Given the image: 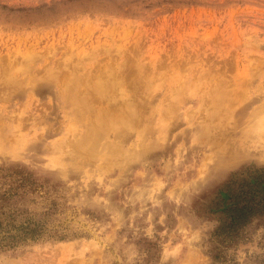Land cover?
Wrapping results in <instances>:
<instances>
[{
    "label": "rangeland",
    "instance_id": "374dc122",
    "mask_svg": "<svg viewBox=\"0 0 264 264\" xmlns=\"http://www.w3.org/2000/svg\"><path fill=\"white\" fill-rule=\"evenodd\" d=\"M17 42L63 80L105 62L115 85L87 102L116 126L80 147L53 83L0 98V264H264V211L234 221L264 201V151L242 137L264 121V0H0V57ZM214 87L237 94L218 106Z\"/></svg>",
    "mask_w": 264,
    "mask_h": 264
},
{
    "label": "bare ground",
    "instance_id": "6f19581e",
    "mask_svg": "<svg viewBox=\"0 0 264 264\" xmlns=\"http://www.w3.org/2000/svg\"><path fill=\"white\" fill-rule=\"evenodd\" d=\"M28 49H32V48L31 47L29 48V46L25 42L23 44H19L18 42L17 43H13L12 44V47H11L12 52L10 51V52L7 53V55H5L3 57H0V98H2V100L12 99V101H13V98L14 99L17 98V96H18L17 93H19L18 90H20V89L24 91L26 88H28V89L30 88L34 92V89H40L44 84L53 83L55 85L54 86V90L59 89L60 90V93L62 94V96L68 98L69 100L71 99L74 102V104H69L67 106L68 108L65 109L64 111L62 110L61 106H60V108L63 111V113L65 112V115L64 114L63 115L66 117V119H67L66 121H68V123H69L68 124L69 125V127H68L69 130H71V132L72 131H76L77 134L79 133V131H81L79 133V136H78V138H80V140L78 138H77L78 141L76 140L77 145L80 146V147L81 146H87V147L88 146H92L95 143V140L99 136V134L105 135V133H106V131H108V129H113L116 126V124H113L111 121H105L102 124L101 123L98 124L99 119L98 120L96 119L97 121L95 120L94 122L91 121V119L94 118V117L91 118V116H92L91 114L92 113L90 112V106H92V104L89 105V103L87 102L88 100H95L98 103H99L98 100H102L103 101V98L104 97L107 98L108 95H109V94H107V96H105L106 86H108L109 84L111 86H114L115 85V84H113L114 80H112L111 82L109 81V77L111 78L110 72H107V70H102V68H104V66H105V62L103 64H101L98 61V59H97V60H95L96 61L95 66H93L92 68H90V70H93V72H87V71L84 70V72L83 73L82 72L79 73L74 80H71V79L63 80L61 78H64L65 79L66 77H64V76H66V75H64L63 77H61L60 76L61 74L57 73L58 71L54 69L55 67H57V65L55 66V64H57V63L59 64V62L54 61V59H53L52 61H50V64H52V65H50V67H48V68L43 67V62H41V60H42L41 51L43 49H41V46H34L33 47V50L30 51L31 52L30 55L25 54V53L28 52L27 51ZM97 49H98V47L97 48L95 47L94 50H97ZM45 50H46V48H45ZM45 50H44V52H45ZM46 52L48 53V51H46ZM92 53H93V55L94 54H97L94 51ZM88 54H90V53H87L86 55H88ZM43 55H45V53ZM64 61L68 62L66 59H64ZM45 62H46V59H45ZM42 69H45V71L44 72H41ZM86 70H89V69H86ZM114 72L116 73L114 75V77L115 78H118L119 77V75H118L119 72L117 73L116 70ZM38 74H40V76ZM112 75H113V73H112ZM92 77H97L99 79H102V82L96 83V86L93 85L94 88H92L91 85H89V86H91V87H89L87 85V81L89 79H91ZM42 78H43V80H41ZM113 89H115V88L113 87ZM124 89H125V87H124ZM124 89H123V87H122V89L119 88V90H122V91L125 92ZM232 89H234V88H232ZM232 89H225V88L224 89H219L217 87H214V89H212L213 90V93L210 92V93L207 94L208 95V98L207 99L211 103L213 101H215V103L218 102L217 105L219 106V101L218 100H221L222 99L221 98L222 97L221 95L223 93H229L230 92V94H234V95L237 94V91L236 90L234 91ZM110 90H112V89H110ZM22 93L21 94L23 96H27V93H26V95H25V92H22ZM108 93H110V92L108 91ZM238 93H240V92H238ZM243 93L247 94V92H243ZM28 94H30V93H28ZM241 95H239V96H241ZM127 96L129 97L128 94L125 95L126 98H127ZM167 96H169V95H167ZM227 96H226V100L227 101L225 100V97H224V99H223L224 102H229L228 99H227ZM122 97H124V96H121L120 98H122ZM169 98H170V96H169ZM69 100H67V101H69ZM255 100H257V101L264 100V94H262L260 96H257V98H255ZM221 102H223V101L221 100ZM230 102H233V101H230ZM235 102H237L236 99H235ZM235 102L233 104L232 103L231 104L234 105ZM238 102H240V101H238ZM101 104L102 103H99V105H101ZM165 104H163V106ZM168 104H169V102H168ZM96 105H97V103H96ZM215 105L216 104H214L213 106H215ZM229 105H230V103L228 104V107H230ZM232 105H231V108H232ZM259 105L262 106L261 103ZM109 106H111V105H109ZM113 106L115 107L116 105H113ZM218 106H216V107H218ZM94 107H96V106H94ZM114 107H113V110L115 108L118 109V107H115V108ZM100 108H101V106H100ZM109 108H112V107H109ZM260 108H259V110H260ZM167 109H169V108H167ZM216 109H215L214 112H216ZM219 110L221 111V114H224L223 113L224 110L226 112V110H228V108L225 107L224 110L223 109H219ZM259 110L258 111L256 110V111L257 112H260ZM97 111H98V109H97ZM104 111L105 110H103V112ZM228 111H230V109ZM250 111L252 112V110H250ZM95 112H96V110H95ZM136 112H137V110H136ZM166 112L169 113L168 111H166ZM166 112H164V114ZM262 112H264V110H262L260 113H262ZM260 113H258V115ZM162 114H163V112H162ZM226 114H229V113H226ZM131 115H132V113L130 114V116ZM211 115H212V113H211ZM207 116H208V114L206 115V119H209L208 118L209 116L208 117ZM212 116H214V115H212ZM0 117H2V116H0ZM103 117H105V115ZM108 117H110V116H108ZM255 117H257V116H255ZM259 117H260V115H259ZM259 117L257 118L258 120L256 122L253 121V123H250V125H248L247 129L245 128L243 130L242 137L244 139H246V142L245 143H247L248 141H249L248 143L252 142L255 145L256 148L257 147L258 148H261L264 151V121L263 120L262 121L259 120ZM18 119L21 120L22 117L20 119V116H19ZM134 123H136V122L134 121ZM120 125H122V124H120ZM1 126H3V125L0 123V130H1ZM67 133H69V132L67 131ZM5 137H7L6 134H4V133L1 132L0 133V150L7 151V152H8V150H14V148L13 149H10L11 146L7 143L8 140H6ZM57 147H58V145L56 147H54V151L52 152L51 155L48 156V158H47V165L50 166V167L56 168L59 171L63 172V171L66 170L67 163L65 161H63L58 156L59 153H60V150H59V147L58 148ZM105 150H102V152L103 151L105 152ZM238 152H240L238 148L232 150L230 152V154H229L230 156L229 155L226 156L227 158L228 157L230 158V159L228 158L229 160H227L226 162H229V161L233 160L237 156ZM75 156H71L70 159H68V161H69L70 164H75V163L78 164L79 163L78 159ZM91 156H93V155H91ZM226 157H224V158H226Z\"/></svg>",
    "mask_w": 264,
    "mask_h": 264
},
{
    "label": "trees",
    "instance_id": "16d2710c",
    "mask_svg": "<svg viewBox=\"0 0 264 264\" xmlns=\"http://www.w3.org/2000/svg\"><path fill=\"white\" fill-rule=\"evenodd\" d=\"M246 176L250 177V174H246ZM243 179L245 180V176H243ZM252 184L248 186L250 189L251 193H257L259 190H264V171H255L253 177H252ZM257 191V192H256ZM241 201H247L248 199L244 200L242 199ZM254 202V201H253ZM247 204V205H246ZM246 204H242L241 208H238L236 210V216L234 217V221H236L237 225H240L246 216H248L251 213H256L260 211H264V201L263 202H257L256 204L259 205L256 207V204H250L249 202Z\"/></svg>",
    "mask_w": 264,
    "mask_h": 264
}]
</instances>
